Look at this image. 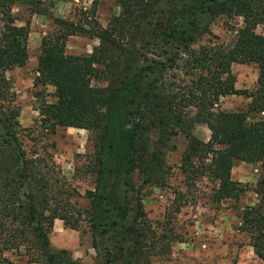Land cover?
Returning <instances> with one entry per match:
<instances>
[{
  "label": "trees",
  "instance_id": "16d2710c",
  "mask_svg": "<svg viewBox=\"0 0 264 264\" xmlns=\"http://www.w3.org/2000/svg\"><path fill=\"white\" fill-rule=\"evenodd\" d=\"M114 1L119 10L105 27L57 19L58 30L41 39L36 69L35 83L52 86L56 98L39 108L42 135L60 126L92 135L87 171L95 187L86 191L90 206L83 210L70 200L53 155L25 149L27 129L7 76L29 58V22L17 24L12 6L50 16L53 0H0V264H15L9 251L29 264H80L71 251L52 247L55 219L76 231L87 221L93 264H153L167 255L170 240L148 218L141 191L164 182L168 142L180 134L188 140L182 169L209 174L217 182L215 201L248 190L231 177L236 160L261 165L253 188L258 202L245 208L241 228L264 264V120L248 119L264 111V0ZM222 15L243 18L233 45L195 47ZM78 33L99 41L90 55L66 53L68 38ZM233 63L257 64L255 90L236 88ZM93 79L107 85L93 86ZM232 94L251 99L246 112L219 108ZM197 125L210 131L208 141L193 133Z\"/></svg>",
  "mask_w": 264,
  "mask_h": 264
},
{
  "label": "rangeland",
  "instance_id": "374dc122",
  "mask_svg": "<svg viewBox=\"0 0 264 264\" xmlns=\"http://www.w3.org/2000/svg\"><path fill=\"white\" fill-rule=\"evenodd\" d=\"M118 10L114 0H99L95 5L94 0H53L49 8L50 16L34 14L27 6L17 2L12 6L17 24L29 22L30 28L28 61L23 66L7 71L16 95L15 104L21 110L19 120L27 129L23 145L28 152L35 149L53 155V160L60 166L70 184V191L73 193L70 200L83 210L90 206V201L85 196L86 191L95 187V176L87 171L88 157L93 152L92 135L85 129L61 126L48 137L42 135L45 131L40 125L39 108L44 102L52 103L56 98L52 86L35 83L40 44L44 35L58 30L57 19L82 24L86 29H91L94 21L105 27ZM243 24L242 17L219 16L211 23L210 32L197 40L195 47L213 44L231 47ZM1 30L0 15V33ZM256 31L262 33V27L258 26ZM98 43L89 34L78 33L68 38L66 53L90 55ZM231 72L235 76L237 89L248 92L256 89L257 64L233 63ZM92 85L104 87L107 82L93 79ZM250 100L245 94L228 95L221 99L219 108L229 112H246ZM248 119L264 120V111L249 113ZM193 133L200 135L205 141L210 138V131L204 125H197ZM187 141L183 134L170 139L165 157L167 167L164 182L146 185L141 191L148 218L155 227L161 226L160 230L170 240L169 253L153 258V264H263L254 253L248 234L241 228L245 208L258 202L253 188L262 175L261 165L236 160L231 177L246 184L248 190L241 193L238 199L215 201L217 182L209 174L186 173L182 169V154ZM136 182L140 183L138 179ZM62 225L65 226L63 221ZM80 229H71L70 234L58 236L53 225L50 239L70 242L72 250L69 251L74 259H78L80 264H93L96 253L91 247L86 220L80 222ZM6 255L15 264H29L25 256L11 251L6 252Z\"/></svg>",
  "mask_w": 264,
  "mask_h": 264
},
{
  "label": "crops",
  "instance_id": "0c3cea01",
  "mask_svg": "<svg viewBox=\"0 0 264 264\" xmlns=\"http://www.w3.org/2000/svg\"><path fill=\"white\" fill-rule=\"evenodd\" d=\"M54 228H55V233L57 231V235L59 236H66L68 234H70V230L69 228L65 227L62 225V221L59 219H56L54 221ZM51 243L53 246H55L56 248H61V249H68V250H72V248L70 247V242H65V240H57L55 239L53 241V239H50Z\"/></svg>",
  "mask_w": 264,
  "mask_h": 264
}]
</instances>
